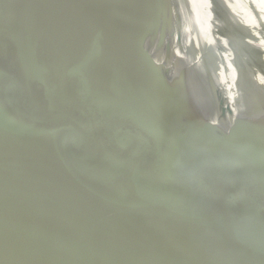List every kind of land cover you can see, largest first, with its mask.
I'll return each mask as SVG.
<instances>
[{
	"label": "water",
	"instance_id": "1",
	"mask_svg": "<svg viewBox=\"0 0 264 264\" xmlns=\"http://www.w3.org/2000/svg\"><path fill=\"white\" fill-rule=\"evenodd\" d=\"M173 2L0 0V264H264V32Z\"/></svg>",
	"mask_w": 264,
	"mask_h": 264
},
{
	"label": "bare ground",
	"instance_id": "2",
	"mask_svg": "<svg viewBox=\"0 0 264 264\" xmlns=\"http://www.w3.org/2000/svg\"><path fill=\"white\" fill-rule=\"evenodd\" d=\"M204 39L264 32V0H173ZM255 11V12H253Z\"/></svg>",
	"mask_w": 264,
	"mask_h": 264
},
{
	"label": "rangeland",
	"instance_id": "3",
	"mask_svg": "<svg viewBox=\"0 0 264 264\" xmlns=\"http://www.w3.org/2000/svg\"><path fill=\"white\" fill-rule=\"evenodd\" d=\"M79 236H82V237H85V238H89V239H93V240H95V241H98L99 240V238H102V236L101 235H89V236H87V235H79ZM114 239L115 240H121V241H130V240H132V239H134V236L132 235V234H128V233H122V234H119L118 233V235H116L115 237H114ZM95 243H98V242H95ZM136 250H141V248L140 247H138Z\"/></svg>",
	"mask_w": 264,
	"mask_h": 264
}]
</instances>
